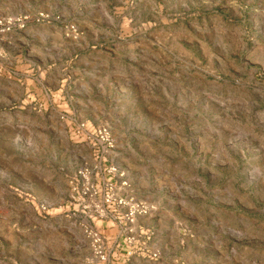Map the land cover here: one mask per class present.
Listing matches in <instances>:
<instances>
[{
	"label": "rangeland",
	"instance_id": "374dc122",
	"mask_svg": "<svg viewBox=\"0 0 264 264\" xmlns=\"http://www.w3.org/2000/svg\"><path fill=\"white\" fill-rule=\"evenodd\" d=\"M7 19L0 264H264V0H0ZM99 127L152 209L130 235L69 206Z\"/></svg>",
	"mask_w": 264,
	"mask_h": 264
},
{
	"label": "built area",
	"instance_id": "2783aa9c",
	"mask_svg": "<svg viewBox=\"0 0 264 264\" xmlns=\"http://www.w3.org/2000/svg\"><path fill=\"white\" fill-rule=\"evenodd\" d=\"M15 24L17 23L12 19L0 20V36L9 32ZM82 127L84 125L81 129ZM92 137L96 141L93 161L96 166L83 165L78 168L70 182L69 206L73 212L83 214L86 223L94 224L96 219H102L103 213H106L110 221L117 223L126 234L136 233L137 219L147 216L152 209L143 201L121 195L126 187L124 174L112 162L108 166L105 164L106 157L115 149L108 129L99 127L93 131ZM88 229L85 234L94 256L97 262L104 263L107 254L103 238L92 227ZM148 255L153 260L158 258L157 253Z\"/></svg>",
	"mask_w": 264,
	"mask_h": 264
}]
</instances>
